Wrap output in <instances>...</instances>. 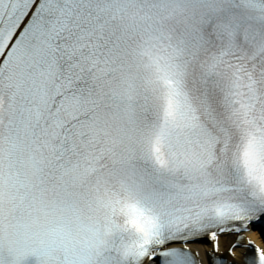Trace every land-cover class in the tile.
I'll use <instances>...</instances> for the list:
<instances>
[{
    "label": "snow or ice",
    "instance_id": "snow-or-ice-1",
    "mask_svg": "<svg viewBox=\"0 0 264 264\" xmlns=\"http://www.w3.org/2000/svg\"><path fill=\"white\" fill-rule=\"evenodd\" d=\"M0 264H264V0H0Z\"/></svg>",
    "mask_w": 264,
    "mask_h": 264
},
{
    "label": "bare ground",
    "instance_id": "bare-ground-1",
    "mask_svg": "<svg viewBox=\"0 0 264 264\" xmlns=\"http://www.w3.org/2000/svg\"><path fill=\"white\" fill-rule=\"evenodd\" d=\"M256 238L259 239V235L258 234H257Z\"/></svg>",
    "mask_w": 264,
    "mask_h": 264
}]
</instances>
